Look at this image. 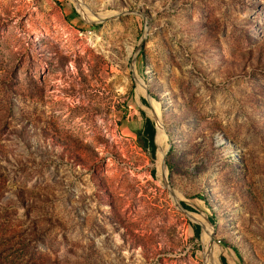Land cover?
Returning <instances> with one entry per match:
<instances>
[{
    "label": "rangeland",
    "instance_id": "rangeland-1",
    "mask_svg": "<svg viewBox=\"0 0 264 264\" xmlns=\"http://www.w3.org/2000/svg\"><path fill=\"white\" fill-rule=\"evenodd\" d=\"M226 245L264 264V0H0V264Z\"/></svg>",
    "mask_w": 264,
    "mask_h": 264
},
{
    "label": "trees",
    "instance_id": "trees-1",
    "mask_svg": "<svg viewBox=\"0 0 264 264\" xmlns=\"http://www.w3.org/2000/svg\"><path fill=\"white\" fill-rule=\"evenodd\" d=\"M152 97L156 98L153 95ZM149 109H151L156 115H158V109L153 104L151 105V108ZM155 137H156V127H155L154 122L149 118H145V128H144V131L141 133L139 142L142 145V147L150 151L153 158L155 157L156 148H157L155 144ZM156 142L159 148L160 139H159L158 132H157ZM167 164L169 166V163ZM182 205L185 207V209L191 210L185 203H182ZM209 220L210 222L214 223L212 218H209ZM195 229H196V235L200 236V232H201L200 226L197 225ZM226 247L229 248V252L228 254L227 253L222 254L221 259H222L223 264H236V259H240L241 257L239 251L234 246L226 245Z\"/></svg>",
    "mask_w": 264,
    "mask_h": 264
},
{
    "label": "water",
    "instance_id": "water-1",
    "mask_svg": "<svg viewBox=\"0 0 264 264\" xmlns=\"http://www.w3.org/2000/svg\"><path fill=\"white\" fill-rule=\"evenodd\" d=\"M81 10V9H80ZM104 20H106V19H103V20H101V21H104ZM101 21H99V22H101ZM136 77V76H135ZM136 80L137 81H141L140 79H138L137 77H136ZM142 82V81H141ZM143 83V82H142ZM143 85H144V83H143ZM146 96H147V98H148V100H153V98L151 97V95L147 92L146 93ZM154 120H155V122H156V130H157V118H154ZM165 128V127H164ZM156 138H157V133H156V137H155V144H156V146H158L157 145V142H156ZM170 148H171V145H169V148H168V150H167V152H166V154H165V157H164V160H163V171H164V173H165V175H164V186H165V188L166 189H168L169 190V192H170V194H171V196L174 198V200H176L175 198L176 197H178L177 196V194H176V191L172 188V186L170 185V182L168 181V176H167V156H168V153L170 152ZM184 210V209H183ZM188 214V216L192 219V220H194L199 226H201L202 228H203V224H202V222L200 221V220H198L197 218H195L191 213H187ZM211 239H212V243L214 244V235L212 234L211 235ZM222 264H223V262H222Z\"/></svg>",
    "mask_w": 264,
    "mask_h": 264
},
{
    "label": "bare ground",
    "instance_id": "bare-ground-1",
    "mask_svg": "<svg viewBox=\"0 0 264 264\" xmlns=\"http://www.w3.org/2000/svg\"><path fill=\"white\" fill-rule=\"evenodd\" d=\"M148 110L149 111H151L153 114H154V118H157V120H158V117H157V115L151 110V109H149L148 108ZM157 132H158V135H159V139H160V145H159V148H158V155L160 156V154H161V152H162V148H163V140H164V138H163V136H162V134H160L159 133V129L157 128ZM202 221L204 220V222H207L205 219H203V218H200ZM218 258V257H217ZM220 262V261H219Z\"/></svg>",
    "mask_w": 264,
    "mask_h": 264
}]
</instances>
